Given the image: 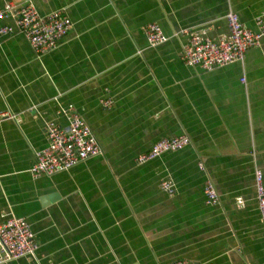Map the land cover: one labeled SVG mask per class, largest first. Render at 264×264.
<instances>
[{
  "label": "crops",
  "instance_id": "crops-1",
  "mask_svg": "<svg viewBox=\"0 0 264 264\" xmlns=\"http://www.w3.org/2000/svg\"><path fill=\"white\" fill-rule=\"evenodd\" d=\"M64 11L68 36L39 56L19 32L0 35V224L26 218L39 250L7 264H264L256 172L264 176V39L243 62L212 71L182 59L188 36L230 32L227 15L256 29L264 0H0ZM169 40L150 47L149 24ZM14 26L11 18L0 22ZM245 80V81H243ZM113 101L111 109L102 102ZM91 127L101 154L36 179L46 127ZM181 151L138 164L166 138ZM203 163L205 170L199 164ZM212 180L220 197L206 202ZM171 181L169 195L161 183ZM243 199V206L238 201Z\"/></svg>",
  "mask_w": 264,
  "mask_h": 264
},
{
  "label": "built area",
  "instance_id": "built-area-1",
  "mask_svg": "<svg viewBox=\"0 0 264 264\" xmlns=\"http://www.w3.org/2000/svg\"><path fill=\"white\" fill-rule=\"evenodd\" d=\"M8 18L14 20V26L1 27L0 35H9L15 31L22 33L39 56L57 49L73 27L72 20L64 11H54L44 16L32 3L8 2L0 6V22ZM227 20L230 32L219 39L210 38L207 30H185L180 33L188 36L182 52V59L186 65L212 71L243 62L251 49L261 45L264 39V15L256 19L255 30L246 27L236 13H229ZM145 36L150 47L164 44L169 40L163 29L155 23L145 28ZM102 104L106 109H111L113 101L107 99ZM70 110L72 111H70L71 120L68 128H63L54 122L47 125L48 146L36 153V163L30 169L32 177L36 179L52 177L101 154V147L91 127L76 111ZM5 118L19 121L15 115L0 116V120ZM190 143V138L187 136L162 139L156 142L150 151L140 155L137 163L145 164L164 154L181 151ZM199 167L202 171L205 170L203 163H200ZM255 177L257 200L264 225V176L261 171H257ZM161 189L171 196L176 192L175 185L171 181L162 182ZM204 194L207 204H219V194L210 179L205 182ZM238 203L243 206V199H239ZM38 250L35 233L26 218L12 215L0 224V264L35 258ZM162 264L199 263L179 260Z\"/></svg>",
  "mask_w": 264,
  "mask_h": 264
}]
</instances>
